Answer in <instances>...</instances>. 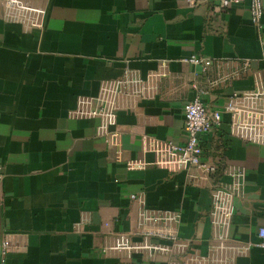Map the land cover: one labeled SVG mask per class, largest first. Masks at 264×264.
Wrapping results in <instances>:
<instances>
[{
	"label": "crops",
	"instance_id": "obj_1",
	"mask_svg": "<svg viewBox=\"0 0 264 264\" xmlns=\"http://www.w3.org/2000/svg\"><path fill=\"white\" fill-rule=\"evenodd\" d=\"M43 27L5 16L0 0V241L6 232L27 240L25 251L0 256V264H167L135 254H103L114 229L136 230L145 205L180 216L178 234L205 254L215 238L210 219V180L194 168L174 172L153 162L141 136L184 143L183 105L196 93L209 109H221L234 91L264 86V11L252 23L249 1L217 11L188 8L185 0H38ZM198 54L220 62L224 82L209 87L206 73L182 59ZM249 65L244 68L243 62ZM127 70L142 93L119 99L115 127L122 161L96 134L97 118H76L80 97L95 98L105 80ZM240 73L233 75L234 71ZM203 159L215 160L224 184L231 166L245 173L234 200L230 243L250 248L226 264H264V144L245 143L222 124L201 136Z\"/></svg>",
	"mask_w": 264,
	"mask_h": 264
},
{
	"label": "built area",
	"instance_id": "obj_2",
	"mask_svg": "<svg viewBox=\"0 0 264 264\" xmlns=\"http://www.w3.org/2000/svg\"><path fill=\"white\" fill-rule=\"evenodd\" d=\"M247 0H185L188 8L202 3H211L217 11H223L235 4ZM252 23L261 28V16L264 11V0H248ZM5 16L11 20L24 23L32 28H42L46 9L38 0H2ZM264 60V50L261 53ZM182 61L198 66L203 73L210 67L220 66V62L205 56L193 54ZM249 65L243 62V67ZM240 73L234 71L233 75ZM227 76L219 69L216 77L208 81L209 87L224 82ZM140 80L131 77L127 70L119 76L109 78L102 84L98 95L80 97L73 111L76 118H97L96 134L105 143L114 148L116 161H122V141L120 131L115 127L119 99L123 95L139 96ZM196 93L183 105V128L186 140L180 144L173 140H161L146 134L141 136L143 152H153L154 161L149 163L143 159L127 161L128 169H143L149 164L174 172L194 167L200 173V178L210 180L212 205L210 219L215 228V238L205 254L198 252L190 240L183 239L178 234L180 216L176 212L151 208L145 205L141 194H131L133 199L141 203L137 228L131 232L114 229L111 221H104L107 235L111 241L101 248L103 254L113 252L120 257L130 258L139 254L142 258L155 260L164 256L167 264H226L237 255L245 253L249 244L243 246L231 244L230 226L234 214V200L244 186L245 173L242 168L231 166L226 173L231 180L227 184L215 179L219 163L215 160L203 159L204 149L201 136L222 124V114L228 115L229 133L245 143L264 144V86L260 83L255 89L234 91L228 97L221 109H209L202 96L208 88L194 86ZM259 236L264 238V228L259 229ZM264 246V242L259 243ZM27 240L19 232H6L0 241V256L10 252L25 251Z\"/></svg>",
	"mask_w": 264,
	"mask_h": 264
}]
</instances>
